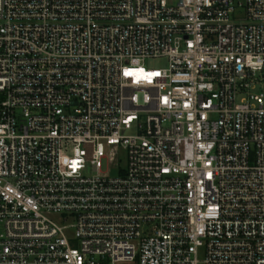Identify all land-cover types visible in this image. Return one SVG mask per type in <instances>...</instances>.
<instances>
[{"label":"built area","instance_id":"2783aa9c","mask_svg":"<svg viewBox=\"0 0 264 264\" xmlns=\"http://www.w3.org/2000/svg\"><path fill=\"white\" fill-rule=\"evenodd\" d=\"M262 84L264 0H0V264H264Z\"/></svg>","mask_w":264,"mask_h":264},{"label":"rangeland","instance_id":"374dc122","mask_svg":"<svg viewBox=\"0 0 264 264\" xmlns=\"http://www.w3.org/2000/svg\"><path fill=\"white\" fill-rule=\"evenodd\" d=\"M144 67L147 70H152V69L163 70V69H166V68L169 67V59H167V58H150V59H147L145 61ZM256 92L264 94V84L259 85L258 86V90ZM134 133H135V131L131 132V134H134ZM119 158L122 160L121 164L117 163V162H114L110 166L109 175H111L113 177L118 175V171H117L118 165L121 166V167H124L125 163H126V159H125V154L124 153H122ZM107 165H109V163L104 162V168L102 170L103 174L107 173ZM87 175H90V176L93 175V173H92L90 168L88 169Z\"/></svg>","mask_w":264,"mask_h":264}]
</instances>
